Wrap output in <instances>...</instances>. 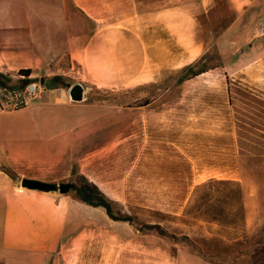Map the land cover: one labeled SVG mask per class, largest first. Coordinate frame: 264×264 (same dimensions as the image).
<instances>
[{
    "label": "rangeland",
    "instance_id": "374dc122",
    "mask_svg": "<svg viewBox=\"0 0 264 264\" xmlns=\"http://www.w3.org/2000/svg\"><path fill=\"white\" fill-rule=\"evenodd\" d=\"M164 10L174 13L155 20ZM15 18L28 26L4 24L0 31L28 28L30 36L0 45V73L11 78L10 87L20 85L24 69L42 84L61 77L55 89L63 103L42 105V93L38 105L0 108V171L17 186L23 179L55 185L86 179L114 203L116 216L132 222L110 219L73 190L48 192L63 211L61 253L12 263L252 264L247 254L261 243L258 236L227 240L216 235L217 226L171 209L186 177L182 161L191 165L190 191L209 178L238 181V112L256 111L264 126V0H0V21ZM158 24L175 33L187 60L215 51L221 65L175 86L186 66L149 80L152 67L138 58L134 82L118 77L105 84L107 75L124 71L109 64L115 49L122 57L132 41L138 52L143 29ZM93 37L78 64L77 51ZM75 85L81 101L69 96ZM234 149L236 169L219 173L235 165Z\"/></svg>",
    "mask_w": 264,
    "mask_h": 264
},
{
    "label": "crops",
    "instance_id": "0c3cea01",
    "mask_svg": "<svg viewBox=\"0 0 264 264\" xmlns=\"http://www.w3.org/2000/svg\"><path fill=\"white\" fill-rule=\"evenodd\" d=\"M173 13V11L164 10L155 20L162 15ZM16 20L15 18L13 22L0 21V25H12L14 28L18 25L28 26V21L23 18ZM14 28L7 33L0 31V45L25 41L30 36L28 28H23L22 34H18L17 29ZM141 36L142 47L138 48V52L134 50V43L131 41L126 42L122 57H119L116 49L112 53L109 64L115 70H121L124 67V71L107 75V80L103 81L105 84L110 83L112 78L113 81L121 77L123 81L134 82L135 76L140 77V73H136L132 65L134 59H145L152 67V79L149 80H156L166 71L188 66L197 58L198 54H190L187 60L181 45L177 43L175 33L168 31L165 25L147 26L141 32ZM94 40V37L91 38L88 43L84 42L79 48L76 55L78 64H83L86 60L87 51L93 46ZM70 55V58H73L71 52ZM5 61L4 58L3 62L1 61L2 64H6ZM54 61L53 58L52 62ZM118 64L122 68H118ZM53 75L65 76L66 74L53 73ZM91 82L97 85L96 81L91 80ZM56 91V89H45L42 105L58 104L57 107H60L63 103L62 95ZM41 98L42 96L39 101L32 104H40ZM251 114L253 116L238 112L234 122V136L237 148L238 181L245 211L244 235L248 239L258 236L261 240V243L253 245L247 256L252 264H264V126L256 111ZM54 198V195L48 192L17 186L0 171V264H13V259L22 258L45 261L61 253L64 245L63 211L55 204Z\"/></svg>",
    "mask_w": 264,
    "mask_h": 264
},
{
    "label": "trees",
    "instance_id": "16d2710c",
    "mask_svg": "<svg viewBox=\"0 0 264 264\" xmlns=\"http://www.w3.org/2000/svg\"><path fill=\"white\" fill-rule=\"evenodd\" d=\"M167 9V8H165ZM220 56L213 51L212 54L205 53L192 64L184 67L180 72L181 75L176 80L175 86L181 85L186 81L192 80L200 75L207 73L221 65ZM22 78L19 86L10 87L11 78L8 75L0 73V88L12 90V88L23 89L29 83L31 70L24 69L18 72ZM61 77H51L43 82L45 89L51 90L59 86ZM42 83V81H41ZM69 87V86H66ZM233 143V139H232ZM235 165L229 170H220L219 173L231 172L236 169V154L233 151ZM180 166L183 168L179 195L172 204V212H179L182 209V214L188 218L201 221L206 225H215L219 228L216 235L224 237L227 240H235L240 237L239 234L245 233V211L241 186L238 181L230 178H209L206 181L197 184L190 191L191 185V165L182 161ZM190 182H186L185 180ZM69 190H73L78 199L91 207L102 208L106 215L114 221L132 222V218L124 216H116L113 213V202L108 200L103 193L94 184L86 179L78 185L67 184ZM190 194V195H189ZM160 226V225H159ZM227 231L235 232L234 236L226 234ZM203 258H206L203 256Z\"/></svg>",
    "mask_w": 264,
    "mask_h": 264
},
{
    "label": "built area",
    "instance_id": "2783aa9c",
    "mask_svg": "<svg viewBox=\"0 0 264 264\" xmlns=\"http://www.w3.org/2000/svg\"><path fill=\"white\" fill-rule=\"evenodd\" d=\"M45 91L41 82L30 81L23 89L0 88L5 92L4 99H0V108L5 110H20L30 104L39 101L41 94Z\"/></svg>",
    "mask_w": 264,
    "mask_h": 264
},
{
    "label": "water",
    "instance_id": "95a60500",
    "mask_svg": "<svg viewBox=\"0 0 264 264\" xmlns=\"http://www.w3.org/2000/svg\"><path fill=\"white\" fill-rule=\"evenodd\" d=\"M69 96L73 101H81L82 100V89L79 85L73 86L69 90ZM21 187L28 189V190H36L41 192H55L58 191L61 194H66L70 190L67 187L66 184H49L44 183L36 180H30V179H23L21 180Z\"/></svg>",
    "mask_w": 264,
    "mask_h": 264
}]
</instances>
